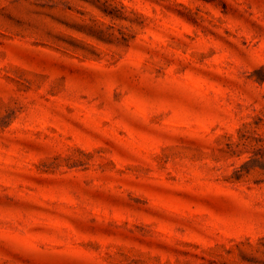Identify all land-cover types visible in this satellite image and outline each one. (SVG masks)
I'll use <instances>...</instances> for the list:
<instances>
[{
  "label": "rangeland",
  "instance_id": "374dc122",
  "mask_svg": "<svg viewBox=\"0 0 264 264\" xmlns=\"http://www.w3.org/2000/svg\"><path fill=\"white\" fill-rule=\"evenodd\" d=\"M0 264H264V0H0Z\"/></svg>",
  "mask_w": 264,
  "mask_h": 264
}]
</instances>
